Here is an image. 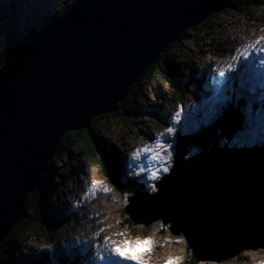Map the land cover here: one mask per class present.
<instances>
[{"label": "water", "instance_id": "water-1", "mask_svg": "<svg viewBox=\"0 0 264 264\" xmlns=\"http://www.w3.org/2000/svg\"><path fill=\"white\" fill-rule=\"evenodd\" d=\"M234 0H78L40 31L12 33L0 61V244L22 220L60 138L113 114L169 45ZM243 128L225 113L179 134L154 194L136 186L124 212L161 221L198 262L264 248V145L229 147ZM224 140V141H223ZM199 151L188 156V150Z\"/></svg>", "mask_w": 264, "mask_h": 264}, {"label": "rangeland", "instance_id": "rangeland-1", "mask_svg": "<svg viewBox=\"0 0 264 264\" xmlns=\"http://www.w3.org/2000/svg\"><path fill=\"white\" fill-rule=\"evenodd\" d=\"M76 1L0 0V56L6 48L10 29L20 36L31 29L40 31L44 24L61 17L68 10L65 7ZM201 27L193 32L198 35L193 41H180L157 58L164 78L148 80L149 75L146 76L139 87L146 85L147 88L142 91L138 86L133 88L127 99L118 103L115 118L95 122L93 132L104 140V151L110 155L118 153L116 175L120 188L103 177L96 152L84 158L72 149V160L66 156L51 160L40 185L32 193L29 208L23 213L21 224L27 223L30 228L24 235L14 236L12 247L0 250V264H41L45 257L68 264H91V257L106 254L113 244L145 238L152 241L154 247L142 255L144 264H164L169 258L183 263L189 254L183 236L171 234L161 221L144 225L149 217L147 212H138L139 224L127 221L124 208L128 197L133 195L134 190L129 192L132 184L137 182L143 187L142 192L154 194L157 190L153 192L148 185L155 187V182L168 173L159 171L164 164L145 163L142 155L140 163L146 169L157 171L158 178L150 179L147 171L136 175L128 167L132 153L150 147L155 138L162 135L161 142L167 141L170 145L168 152L161 153L164 157L171 156L169 171L177 136L192 135L200 127L215 123L223 109L230 107L227 92L237 97L235 103L241 101L237 110L241 112L243 126L249 122L234 135L229 147L264 145V89L248 93L238 78L224 83L217 75L237 47L258 36L264 42V7L246 9L243 13L223 11L209 28H203L204 34L199 32ZM168 69L171 77L165 71ZM176 113L179 115L173 122ZM168 127L173 129L171 135L166 132ZM196 149L190 148L188 156L197 152ZM106 237L107 246L104 245ZM95 264L103 262L97 260ZM198 264H264V249L245 250L220 263Z\"/></svg>", "mask_w": 264, "mask_h": 264}, {"label": "snow or ice", "instance_id": "snow-or-ice-1", "mask_svg": "<svg viewBox=\"0 0 264 264\" xmlns=\"http://www.w3.org/2000/svg\"><path fill=\"white\" fill-rule=\"evenodd\" d=\"M217 75L221 78L220 82L224 83L238 78L241 87L248 93L254 92L257 88L264 89V42L261 41V38L258 36L250 43L237 47ZM178 115L179 113L173 115V122H176ZM166 132L168 135H171L173 129L168 127ZM162 138V135L157 136L150 147L134 151L129 158L131 161L128 165L129 169L134 170L136 175H141L147 171L150 179H157V171L146 169L145 165L140 163L143 155L145 163L152 161L164 164L165 166L159 169V171L167 173L170 166L168 162L171 156L169 154L168 157H164L161 153L168 152L170 145L167 141L162 143ZM148 187L152 188L153 192L157 190L152 185H148ZM104 245H108L107 237L104 240ZM153 247V242L147 238L135 242L124 240L121 245L113 244L108 248L106 254L97 253L95 257H91V264H95L97 260L103 262V264H116V262H119V264H144L141 258L142 255L146 252H151ZM84 251L87 250L85 249ZM164 264H182V262L176 258H169L164 260Z\"/></svg>", "mask_w": 264, "mask_h": 264}, {"label": "trees", "instance_id": "trees-1", "mask_svg": "<svg viewBox=\"0 0 264 264\" xmlns=\"http://www.w3.org/2000/svg\"><path fill=\"white\" fill-rule=\"evenodd\" d=\"M70 6L71 5H67L65 7V9H68V7H70ZM262 7H264V0H234L231 3V7L228 8L227 10L230 12L238 11L239 13H243L246 9H260ZM229 9H232V10H229ZM227 10H225V11H227ZM219 13L213 14L212 16L208 17L201 24L202 27H201V30L199 31L200 34L205 33L206 30L203 28H209V25L211 23H213V20L218 18ZM44 25H43V27H44ZM197 27H194L192 29L185 31L184 34H182L178 40L174 41L171 45H169L167 47V49L169 47H173V46L177 45L178 42H180V41H193L195 36H198V35L193 34V32L196 30ZM13 31H14L13 29H10L9 36L7 38V45H6L5 50L3 51V53L0 56V61H2L3 57L8 53V46H9V42H10V37H11ZM30 31H32V29ZM165 71H167L169 73V77H171L170 76L171 70L168 69ZM163 74L164 73L160 70V68L157 64V61H156L151 67H149L148 69L145 70V72L142 75V77L140 78L139 82L137 84L132 85L129 88L128 93H130V91L133 88H136L137 86L140 89V91H142V89H144V88L146 89L147 88L146 85L139 87L140 83L142 82V80L144 78H146V76L149 75L148 80L160 79V78H164ZM127 96H128V94L125 96L124 100L127 99ZM128 111H130V110H128ZM116 116H117V113L107 114V115L105 114V115L98 116L96 119H93L89 123V127H90L89 131L80 130V131H75V132H72V131L66 132L60 138V143L57 146V148L54 150L51 160L60 159L62 156H66L69 160H72V156H71V154H72L71 150L72 149L77 152L78 156H81L84 158H90V156H92L94 154V152H96L95 154L97 155L99 163L101 165V169L103 170V174H102L103 177H105L109 182H111L117 188H120V185L118 183V178L116 175L117 162L119 160L118 153L113 152L111 155L106 153L104 151V140L101 141L102 140L101 137L98 134H96L95 132H93V126L95 125V122H99V121H102L103 119H107V118H115ZM71 137H73V138H71ZM196 150L199 151L198 149H196ZM40 182H41V180H40ZM137 184H138L137 182L132 184L133 186L129 189L130 193L132 192L134 187L137 186ZM31 199H32V195L26 196L25 204H24V211H27V209L29 208V203H30ZM35 213H36V211H35ZM23 216H24V214H23ZM127 221L131 222L129 218ZM29 226L30 225L27 223H24L22 225L21 221H20L14 227V229L11 231V233L0 244V250L3 249L4 247H12V242H13L14 236L24 235L27 232V230L30 228ZM188 253H189L188 257L185 258V260L183 261L182 264H198L199 262L192 256L190 250H188ZM41 264H68V263H64L63 261L58 260V259L54 260V258H52V257H50V258L45 257V260Z\"/></svg>", "mask_w": 264, "mask_h": 264}, {"label": "bare ground", "instance_id": "bare-ground-1", "mask_svg": "<svg viewBox=\"0 0 264 264\" xmlns=\"http://www.w3.org/2000/svg\"><path fill=\"white\" fill-rule=\"evenodd\" d=\"M40 184V183H39ZM139 186V185H138Z\"/></svg>", "mask_w": 264, "mask_h": 264}]
</instances>
